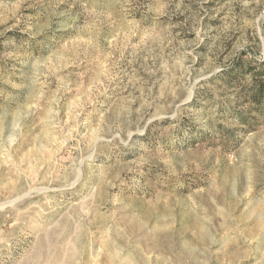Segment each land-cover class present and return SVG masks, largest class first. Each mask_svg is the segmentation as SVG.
I'll list each match as a JSON object with an SVG mask.
<instances>
[{"label": "rangeland", "instance_id": "rangeland-1", "mask_svg": "<svg viewBox=\"0 0 264 264\" xmlns=\"http://www.w3.org/2000/svg\"><path fill=\"white\" fill-rule=\"evenodd\" d=\"M264 0H0V264H264Z\"/></svg>", "mask_w": 264, "mask_h": 264}, {"label": "trees", "instance_id": "trees-1", "mask_svg": "<svg viewBox=\"0 0 264 264\" xmlns=\"http://www.w3.org/2000/svg\"><path fill=\"white\" fill-rule=\"evenodd\" d=\"M262 69L256 75V82L252 90L248 93L250 104L254 106V110L258 113H264V63L259 65Z\"/></svg>", "mask_w": 264, "mask_h": 264}]
</instances>
